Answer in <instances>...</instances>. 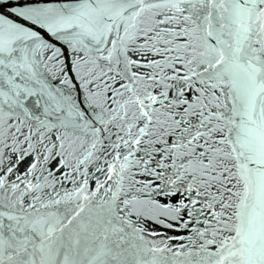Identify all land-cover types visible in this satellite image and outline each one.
<instances>
[{
  "label": "snow or ice",
  "instance_id": "1",
  "mask_svg": "<svg viewBox=\"0 0 264 264\" xmlns=\"http://www.w3.org/2000/svg\"><path fill=\"white\" fill-rule=\"evenodd\" d=\"M0 264H264V0H0Z\"/></svg>",
  "mask_w": 264,
  "mask_h": 264
}]
</instances>
